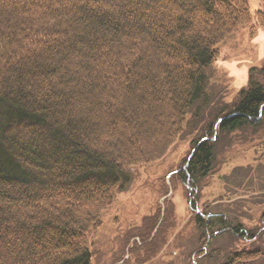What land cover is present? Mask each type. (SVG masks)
<instances>
[{
    "label": "trees",
    "instance_id": "trees-1",
    "mask_svg": "<svg viewBox=\"0 0 264 264\" xmlns=\"http://www.w3.org/2000/svg\"><path fill=\"white\" fill-rule=\"evenodd\" d=\"M254 16L264 28V10ZM250 21L247 0H0V264H92L101 212L132 168L178 140L206 99L218 47ZM263 114L264 84L252 80L176 172L207 242H256L202 213L197 192L216 134L259 126ZM260 250L223 264L255 262Z\"/></svg>",
    "mask_w": 264,
    "mask_h": 264
},
{
    "label": "rangeland",
    "instance_id": "rangeland-1",
    "mask_svg": "<svg viewBox=\"0 0 264 264\" xmlns=\"http://www.w3.org/2000/svg\"><path fill=\"white\" fill-rule=\"evenodd\" d=\"M247 4L250 24L218 47L206 73V99L188 115L178 140L158 162L132 168L130 183L101 212V225L89 237L92 264H223L235 252L253 249L263 254L244 264H264V114L259 126L216 134L212 169L198 182L197 192L202 213L225 215L231 225L255 234V243L228 234L205 241L187 210L186 187L176 175L192 142L217 112L233 108L252 80L264 84V28L254 16L264 3ZM200 248L204 255L195 258Z\"/></svg>",
    "mask_w": 264,
    "mask_h": 264
}]
</instances>
